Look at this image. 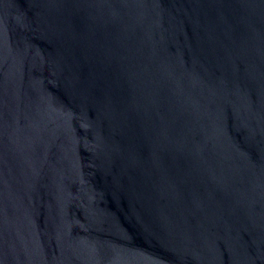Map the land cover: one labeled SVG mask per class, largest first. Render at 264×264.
<instances>
[{
    "label": "water",
    "instance_id": "water-1",
    "mask_svg": "<svg viewBox=\"0 0 264 264\" xmlns=\"http://www.w3.org/2000/svg\"><path fill=\"white\" fill-rule=\"evenodd\" d=\"M0 264H264V0H0Z\"/></svg>",
    "mask_w": 264,
    "mask_h": 264
}]
</instances>
